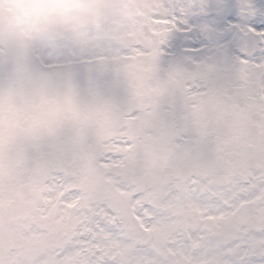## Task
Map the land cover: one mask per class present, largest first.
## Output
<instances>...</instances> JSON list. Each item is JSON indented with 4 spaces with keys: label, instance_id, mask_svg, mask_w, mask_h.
Instances as JSON below:
<instances>
[{
    "label": "snow or ice",
    "instance_id": "1",
    "mask_svg": "<svg viewBox=\"0 0 264 264\" xmlns=\"http://www.w3.org/2000/svg\"><path fill=\"white\" fill-rule=\"evenodd\" d=\"M160 4L100 48L71 42L92 0L0 17V201L35 225L0 228V264H264V175L229 166L264 114V0Z\"/></svg>",
    "mask_w": 264,
    "mask_h": 264
},
{
    "label": "flooded vegetation",
    "instance_id": "2",
    "mask_svg": "<svg viewBox=\"0 0 264 264\" xmlns=\"http://www.w3.org/2000/svg\"><path fill=\"white\" fill-rule=\"evenodd\" d=\"M9 3V14L0 11V17L10 19L15 25L26 23L29 0H0V5ZM96 11L87 17L85 24L71 29L73 47H102L110 40L119 39L123 30L138 21L147 22L160 7V0H92ZM233 140L237 150L229 166L236 168L245 176L264 175V114L256 110L242 112L234 129ZM15 162L6 156L0 157V182ZM259 197L253 195L249 206H258ZM32 224V213L25 204L6 205L0 201V228L7 231L9 237L26 231Z\"/></svg>",
    "mask_w": 264,
    "mask_h": 264
},
{
    "label": "clouds",
    "instance_id": "3",
    "mask_svg": "<svg viewBox=\"0 0 264 264\" xmlns=\"http://www.w3.org/2000/svg\"><path fill=\"white\" fill-rule=\"evenodd\" d=\"M11 7L9 3H4L3 5H0V11H4V14H9L8 10Z\"/></svg>",
    "mask_w": 264,
    "mask_h": 264
}]
</instances>
